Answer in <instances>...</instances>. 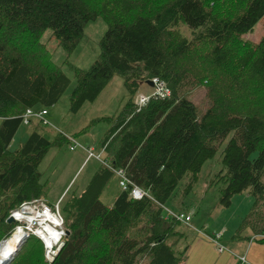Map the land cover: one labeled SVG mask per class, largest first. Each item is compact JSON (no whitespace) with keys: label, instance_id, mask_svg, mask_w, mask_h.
Returning a JSON list of instances; mask_svg holds the SVG:
<instances>
[{"label":"trees","instance_id":"obj_1","mask_svg":"<svg viewBox=\"0 0 264 264\" xmlns=\"http://www.w3.org/2000/svg\"><path fill=\"white\" fill-rule=\"evenodd\" d=\"M96 17L107 25L99 53L87 70L69 67L75 84L68 110L76 114L121 76L127 100L103 119L110 127L100 147L150 199L133 200L125 190L110 207L102 204L112 173L101 166L80 194L58 201L68 234L51 264H181L185 248L168 241L181 235L180 223L163 216L160 205L183 179L190 193L228 136L218 155L220 204L248 192L252 206L233 237L264 244V33L255 44L241 38L264 17V0H0V242L18 226L6 222L11 211L44 196L37 167L47 149L69 140L49 141L33 130L9 150L21 114L52 106L69 84L41 34L51 31L68 53ZM182 24L189 38L176 28ZM151 78L167 84L169 97L138 107L134 96ZM198 85L208 100L199 118L185 95ZM54 204L47 203L52 210ZM44 254L32 234L7 264H48Z\"/></svg>","mask_w":264,"mask_h":264},{"label":"rangeland","instance_id":"obj_2","mask_svg":"<svg viewBox=\"0 0 264 264\" xmlns=\"http://www.w3.org/2000/svg\"><path fill=\"white\" fill-rule=\"evenodd\" d=\"M106 26L105 21L98 17L91 20L83 27L84 35L77 43L76 48L68 53L59 47L58 39L51 34V31L46 30L41 34V42L51 54V61L60 66L62 74L69 77V84L57 102L50 107L44 106V109L47 111V115L44 117L47 120V124H39L35 122L36 120L31 121L28 126L20 124L9 145V150L11 152L14 151L24 143L29 133L36 130L38 133L48 137L49 141L58 136L64 139L72 137L81 146H91L94 152L100 154V158H87V154L80 148L69 150L68 146L72 144L71 140L65 139V142L62 140L55 146L49 147L37 167L41 181L45 182L43 188L44 196L40 199L41 201L37 200L39 204L49 203L53 205L60 196L62 189L64 190L62 197L70 195L72 191L80 194L85 185L90 181L92 175L96 173V170L101 166L104 167L101 161H107L106 154L102 151L100 145L106 136L110 124L103 119L116 115L120 107L127 100L121 76H113L106 84L103 92H100L97 96L96 100L93 103H84L76 114L68 110V106H70L68 96L75 84L74 74L69 67L73 66V68L87 70L91 66L97 53H99L98 41L102 39ZM176 28L185 37L189 38L191 36V30L185 24L179 25ZM263 33L264 17L261 21L255 23L251 32L243 34L241 38L255 44L259 43ZM205 89L203 85L190 86V88L185 90L186 93L184 92L186 98L194 104L198 118L208 107ZM151 90L152 87L150 85L143 84L140 85L138 93L146 95ZM134 97L136 100V95ZM39 109L36 108L35 110ZM228 139L229 136L224 141H221L215 157L211 160H206L203 164L202 169L199 171L198 182L193 183L190 193L184 194V185L187 181L183 179L176 186L174 196L169 198L165 203V207L172 211H176L180 207L191 214L192 219L189 222V227L179 224L176 228L181 235L173 238L170 237L168 240L169 242L176 243V250L185 248V259L181 264H227L226 261H223V257L225 255L231 256L232 252L236 253L234 248H232L233 243L239 242L242 243L241 245L245 244L244 240L233 237V234L236 232L235 229H237L239 222L244 218L250 206H252V199H250L248 192L245 191L242 194L233 195L231 197V204L228 207L221 205L219 200L223 184L219 180H216V173L221 167L218 155L223 150V146ZM118 185V178L112 174L108 184L102 189V196L99 198V201L106 206H111L114 198L122 192ZM35 211L36 213L33 210V214L23 215V217L26 216V219L29 218L28 220H31L33 216H38L37 212L39 213V211ZM52 211L54 212L53 217L54 215L56 216V207ZM39 216H41L40 213ZM20 223L25 225L24 222ZM49 225L51 224L49 223ZM223 226L225 227L224 230H227V233H222L223 236L220 235L217 239V243L222 246L221 252L223 254L220 257L216 251V244L204 237H214ZM34 227L36 226H33L32 229ZM61 227L63 228V225ZM37 231L38 229L34 232L36 233ZM200 234H204V236L199 237ZM194 243L198 244L195 245ZM194 245L196 248L189 252L190 247H194Z\"/></svg>","mask_w":264,"mask_h":264},{"label":"built area","instance_id":"obj_3","mask_svg":"<svg viewBox=\"0 0 264 264\" xmlns=\"http://www.w3.org/2000/svg\"><path fill=\"white\" fill-rule=\"evenodd\" d=\"M151 83H153L152 85V90L146 94V95H142L140 93L136 94V105L138 107H142L144 104H146V102L150 99V98H154V99H159V98H164V97H169V89L167 87V84L164 83V81L160 80V79H156V78H151ZM138 110V108L136 109ZM46 115V110L44 108H40L39 110H35L33 108H27L23 114H21V123L24 126H27L30 121L32 120H36V122H39L40 124L46 125L47 124V120L44 118ZM69 140H71L72 144H70L68 146L69 150H72L74 148H80L81 150H83L86 154H87V158H96L99 159L100 158V154H97L96 152H94V150L92 148L89 147H84L81 146L79 143L76 142V140L72 139V138H68ZM102 165H104V167L107 170H111V173L113 175H115L118 178V187L120 189V191H125L128 190L131 196V199L133 200H137V199H141V198H149L150 196L148 195V193L138 187V186H134L132 185L131 181L129 180L128 177L125 176L124 174V170L123 169H117L114 168L112 165H110V163H107L105 161H101ZM161 208L163 209V216H165L166 218H172L173 220H175L176 222H179L180 224H184L186 227H189V222L191 220V217L189 215H185L184 212L182 211H177V212H173L170 209L166 208L163 205H160ZM56 207V206H55ZM26 209V210H37L39 211L41 216H45L46 213H50L51 212V207H49L47 204H39L37 200H32L31 202L28 203H21L18 207L17 210H12L10 215H16L18 214L19 211ZM53 216V215H52ZM54 217L59 220V226L56 228V230H54L55 233L58 234V237H53L50 236L48 238H46V240L48 239V244H45L44 242L46 241L44 239V237H41V241L43 243V246L45 248V254H44V260H46V262H48V264H51V262L53 261L52 259L54 258V256L56 255V253L59 252L60 249V245H61V241L60 239L62 238V236L65 234V230L64 227L62 228L61 226L62 224V220L61 217L59 215V210L58 207H56V216L54 215ZM219 233L216 234L213 238H211V240L213 241L214 244H216L217 248L216 251L217 253L221 252L222 250V246L219 245V243H217V239H218ZM264 236V235H262ZM246 257H237L236 263L235 264H245L246 263Z\"/></svg>","mask_w":264,"mask_h":264},{"label":"bare ground","instance_id":"obj_4","mask_svg":"<svg viewBox=\"0 0 264 264\" xmlns=\"http://www.w3.org/2000/svg\"><path fill=\"white\" fill-rule=\"evenodd\" d=\"M34 212L36 213L35 210ZM27 214H33V210L23 209L20 212H18V214L12 216L16 221L24 222L25 225L24 224H21V225L25 227L19 225L18 227L15 228V230L12 232V234L7 239L1 242L0 244V264H3L6 261V259L10 256V254H12L15 250L19 249L18 247L20 243L29 237L33 226H32V221L28 220L29 218L26 219L25 218L26 216L23 217V215H27ZM37 214L39 216L38 212ZM39 218H43V220L47 218V220H49V222H47L46 220L45 223H41L42 226L40 225L38 231L36 232V234L40 236L39 238L44 237L45 240L46 238L50 236L57 238L58 234L54 232V226H57L58 224H57V219L52 216V213L51 212L46 213L45 216H39ZM49 223L51 225H49ZM43 225H46V226H43ZM44 243L48 244V239Z\"/></svg>","mask_w":264,"mask_h":264},{"label":"crops","instance_id":"obj_5","mask_svg":"<svg viewBox=\"0 0 264 264\" xmlns=\"http://www.w3.org/2000/svg\"><path fill=\"white\" fill-rule=\"evenodd\" d=\"M152 87V86H151ZM46 115H47V111H46ZM0 123H1V119H0ZM84 147H89V148H92L91 146L87 145V146H84ZM66 188V187H65ZM64 190L62 189L61 191V194L60 196L57 198L60 199L63 195V192ZM102 192V191H101ZM102 196V193L100 195V197ZM117 198V196H116ZM115 199V198H114ZM56 200V201H57ZM113 203V202H112ZM103 204V203H102ZM165 206V204H164ZM110 207V206H109ZM183 208H177L176 211H173V212H177V211H182L184 212L185 215H189L191 217V214H189L188 212L182 210ZM172 211V210H171ZM247 213V212H246ZM192 219V218H191ZM191 222V220H190ZM192 227V226H191ZM225 227L223 226L220 230H219V236H223V234H226L227 233V230H224ZM236 230V229H235ZM235 232V231H234ZM223 233V234H222ZM233 234V233H232ZM216 235V234H215ZM200 236H204V234H200ZM232 237V235H231ZM204 238H206L207 240H211V238H213L212 236H205ZM240 240V239H239ZM212 241V240H211ZM199 243V242H198ZM196 243V244H198ZM213 243V242H212ZM244 245H241L242 243H239V242H235L233 243V246L232 248H234V251H236V253L232 252L231 253V256H224L223 257V261H226L227 264H235L236 263V260H237V257H246V263L245 264H264V244H261V243H256L255 241H252V240H245L244 241ZM195 244V243H194ZM195 244V245H196ZM193 245V244H192ZM194 245V247H190L189 249V252L193 251V249L196 248V246ZM231 248V249H232ZM188 252V250H187ZM186 252V253H187ZM220 255V257L222 256V252H219L218 253ZM234 255V256H233ZM203 258L204 256L201 255ZM193 264V263H192Z\"/></svg>","mask_w":264,"mask_h":264},{"label":"water","instance_id":"obj_6","mask_svg":"<svg viewBox=\"0 0 264 264\" xmlns=\"http://www.w3.org/2000/svg\"><path fill=\"white\" fill-rule=\"evenodd\" d=\"M145 83L148 84V85H150V86L153 85V83H151V80H150V79H149V80H146ZM13 221H14V218L12 217V215H8L7 218H6V222L11 223V222H13ZM65 233H67V232H65ZM67 234H68V233H67ZM17 251H18V250H15L12 254H10V256L6 259V261H5L3 264H7L8 261L11 259V257H12L13 255H15Z\"/></svg>","mask_w":264,"mask_h":264}]
</instances>
